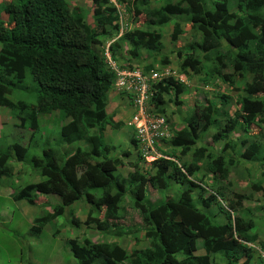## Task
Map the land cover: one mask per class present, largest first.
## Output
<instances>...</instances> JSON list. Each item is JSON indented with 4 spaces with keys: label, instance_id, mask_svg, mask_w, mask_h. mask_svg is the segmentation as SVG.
Instances as JSON below:
<instances>
[{
    "label": "trees",
    "instance_id": "16d2710c",
    "mask_svg": "<svg viewBox=\"0 0 264 264\" xmlns=\"http://www.w3.org/2000/svg\"><path fill=\"white\" fill-rule=\"evenodd\" d=\"M88 1L92 5L100 34H104L107 27L111 30L120 28L118 23L114 24L113 14L116 11L108 0ZM148 1L143 0V4H148ZM259 1L264 6V0ZM163 3L161 8L151 12L159 26L168 25L173 17L187 15L190 17L191 27L203 38L202 44L197 47L202 53L213 51L221 43L237 50L235 56L231 55V61L243 67V72L238 73V79L245 74L250 77V81L240 88L244 96L239 101V115L243 117L246 126L256 123L257 118L264 115V97H259V94L264 93V24L260 26L259 34L255 33L249 20L230 11L228 0L216 1L214 10L207 9L202 0H180L176 4L171 0H164ZM241 4L239 12L243 11ZM1 9L0 108L9 110L10 116H15L17 110L21 113L22 117L18 115L17 118L21 128L25 125L28 127L30 145L35 143L34 140L41 131L39 117L58 113L67 121L60 129L56 152L48 145L39 158L32 156L27 161L28 151L20 144L6 145V149L0 150V179L12 172L9 166L12 161L26 167L23 170L24 187L13 197L15 201L25 200L34 205L36 194L47 196L55 193L62 201L52 212L32 221L31 233L39 234L47 224L63 214L66 206L80 200L99 212L104 210V220H117L123 198H135V191L141 184L147 181L164 192L167 191L170 180H175L179 185L188 186L180 192L177 199L166 197L154 207L134 199V206L139 210L145 227L143 237L149 243L147 250L135 249L129 254L120 251V259H116L108 246L92 244L87 239L83 244L70 240L68 246L77 263L210 264L207 260L201 261V257L195 254L193 246L201 238L204 251L221 254L223 264H251L249 256L243 260L238 255L240 249L249 253L246 244L253 243L256 239L255 236H248L252 228L250 222L245 223L239 217L228 219L227 215L230 213H226L227 221L222 224L200 213L198 216L201 220L191 225V232L186 228L187 221L183 218V213L196 212L198 206L193 196L194 188H199L197 197L201 199V206L205 209L217 203L222 196L221 190L225 189L216 193L209 192L208 196L203 197L207 189L191 180L198 170L197 163L201 159L208 161L212 158L205 153V149L195 150L192 154L195 161L179 168L169 159L159 158L149 163V173L131 172L128 177L120 175L121 168L132 165L133 169L138 164H125L123 158H112L109 155L110 148L103 132L112 123L110 116L106 114V96L115 83V74L104 67L95 52L93 47L99 43L98 35L89 27L82 12L72 9L66 0H9ZM179 34V26L175 25L172 40H177ZM107 37H111V34H107ZM125 37L132 42L133 48L129 54L134 59L139 54V47L148 51L160 50L158 34L133 31ZM201 64V61L189 56L182 66L198 74ZM221 77L233 87L234 92L238 91L235 87V75L223 74ZM149 78H145L146 85L148 87L152 81L149 88L154 96L148 99L157 102L159 106L163 105L164 95L179 99L183 90L181 85L173 84L170 78ZM20 89L23 90L22 93H31L32 97L22 94L13 102L11 97L14 90ZM147 106L151 112V105ZM218 110L215 105H209L196 113L194 120L188 121L184 129L174 133L172 147L179 149L181 156L187 155L196 147L200 132L214 123L219 127L223 125L214 118ZM224 124V128L212 137L213 142L231 134L237 123L227 119ZM91 130L97 132L90 134ZM134 141L132 140L133 143ZM63 145L70 150L61 152ZM70 146H74V149ZM139 159L143 160L144 157L141 155ZM239 159L246 162L258 161L264 170V148L259 144L242 145ZM227 164L231 166L233 162L229 161ZM225 165L224 158L219 156L212 158L207 168L214 176L226 180L229 168H225ZM30 177L43 180L31 183ZM254 189L264 198V187ZM236 198L238 205L241 204L242 196ZM233 210L235 208L231 207L229 211ZM75 224L77 225L76 221ZM85 224H95L98 231L105 233L110 231L109 226L98 219L89 218ZM115 233L119 236L125 234L121 228Z\"/></svg>",
    "mask_w": 264,
    "mask_h": 264
},
{
    "label": "rangeland",
    "instance_id": "374dc122",
    "mask_svg": "<svg viewBox=\"0 0 264 264\" xmlns=\"http://www.w3.org/2000/svg\"><path fill=\"white\" fill-rule=\"evenodd\" d=\"M7 1L9 0H0V14L1 7ZM115 1L118 8L114 3H109L110 6L116 8V12L113 14L114 24L119 23L120 16H122V20L128 24L127 33L139 31L158 34L160 36L159 51H148L139 47L138 56L135 59L132 58L129 52L133 45L125 37L127 33L123 35V33H117V30L107 27L104 29L105 33L100 34L91 3L88 0H66L72 9H79L82 12L89 27L97 33L99 43L93 48L107 70H109V66L107 65L106 51L108 44L112 42L109 46V53L112 64H115L117 68V73L115 83L106 96V114L110 116L112 123L105 127L103 134L106 144L110 148L109 155L112 158H123L125 164L126 162L138 164L137 168L133 169H131L132 165L121 168L120 175L128 177L132 174L131 172L149 173V163L155 158L151 156V153L142 150L143 154L137 140V143L134 141L135 144L132 142L136 139V135L130 124L136 113L134 100L137 91L135 87H139L141 84L139 79L144 81V78L148 79L152 75H158L157 80L170 78L173 84L181 85L183 90L178 100L174 99L172 95H164L162 106L148 99L150 96H154L149 88L152 81L149 82L148 87L146 86L145 107L151 105L150 117L162 116L169 130V139L160 143L156 148V158H170V161L179 168L193 163L195 161L193 152L203 148L205 153L212 158L222 156L226 164L225 168H229H227L229 170L227 179L221 180L208 171L207 164L212 158L208 161L201 159L197 163L198 170L191 180L207 189L208 192L205 191L203 197L208 196L209 192L216 193L222 188L225 189L221 190L222 196L219 201L209 209H205L201 206V199L197 197L200 192L199 188H194L193 196H195L198 206L196 212L183 213V218L187 221V230L191 232V225L201 220V217L198 216L200 213L222 224L227 221L225 215L230 213L227 215L228 219L233 220L235 217H239L245 223L250 222L252 228L248 236L256 237L253 243L246 244L250 252L245 253L243 249H240L239 257L246 260V256H249L251 264H264V198L260 192L254 189L258 186L264 187V170L258 161L246 162L239 159V153L242 152L244 144L255 143L264 148V115L258 117L256 123L248 126L243 123V117L239 115V101L244 96L240 88L250 81V77L245 74L243 78L238 79V73L243 72V67L231 61V55L235 56L237 50L227 46L226 43H221V46L213 51L207 54L202 53L197 47L202 44L203 38L191 27L190 17L187 15L173 17L168 25L159 26L151 16V12L161 8L164 0H149L148 4H143V0ZM179 1L171 0L173 4ZM202 1L207 9L214 10V3L218 0ZM240 3L243 7L241 12L238 11ZM228 5L232 13L249 20L252 30L259 34L260 26L264 24V6H261L259 0H228ZM136 11L139 13L137 14ZM175 25L179 26L180 34L177 40L173 41L171 36ZM107 34H111V37H107ZM120 35L123 36L120 37ZM189 56L201 61L198 74L188 68H183V62ZM203 58H205L204 61ZM129 73H131L130 76H128ZM223 74L235 75V87L238 88V91L234 92L233 87L223 81L221 77ZM122 77H127L129 82L125 80L117 85L118 80ZM149 80L151 79L149 78ZM22 91L21 89L14 90L11 100L17 101L22 94L32 97L31 93H22ZM259 97H264V93L259 94ZM209 105H215L219 109L214 118L221 121L223 125L219 127L214 123L205 131L200 132L196 147L187 155L181 156L180 150L172 147L174 133L184 129L188 121L195 119L196 113H200ZM7 112L9 110L0 108V150L6 149L4 147L6 145L19 143L21 146H25L28 151L27 161L32 156L39 158L48 145H51L55 152L57 151L56 144L60 140V129L67 122L58 113L38 118L41 131L36 136L35 143L30 145L28 127L25 125L21 128L20 120L17 118L18 115L22 117L21 113L17 110L15 116H9ZM1 113H5V115ZM227 119L237 123L234 131L220 141L213 142L212 137L224 128ZM96 132L97 130H91L90 134ZM70 147L74 149V146ZM66 150L70 149L63 145L61 152ZM124 153H128V155L125 156ZM140 154L142 157L144 156L143 160L139 159ZM229 161H232L233 165L229 166L227 164ZM10 167L11 171L14 170L16 174L8 179H6L7 177L0 179V210L8 209V205L12 204L9 199H5L3 194L2 188L6 185L5 183L13 184L14 190L25 183L23 181L25 165L10 163ZM29 180L31 183L40 181L39 178L34 180L33 177H30ZM187 188V185H179L175 180H170L167 191L162 192L146 181L135 191V198L132 199L129 196L123 198L119 218L114 221L104 220V210L99 212L84 200H80L66 206L62 215L47 224L36 235L30 231L32 220L47 214V212H52L54 207L62 202H60V196L56 193L52 194L54 197L42 196L41 198L46 201L40 202L34 207L17 204V208H12L7 212V215L0 212V264H78L68 246L70 240L83 244V241L87 239L92 244L108 246L116 255V259H120V251L129 254L135 249L147 250L149 243L143 237L145 227L142 224L139 210L134 206V199L149 207H154L166 197L177 199L180 192ZM236 196L243 198L239 205ZM54 200L57 201L52 202ZM231 207L235 210L230 212ZM89 218L103 222L109 226L110 231L105 233L98 231L95 224L86 225L85 222ZM120 228L125 233L123 236L115 233ZM193 248L195 254L201 257V261L207 260L210 264H223L224 262L221 254L204 252L201 238L195 241Z\"/></svg>",
    "mask_w": 264,
    "mask_h": 264
},
{
    "label": "built area",
    "instance_id": "2783aa9c",
    "mask_svg": "<svg viewBox=\"0 0 264 264\" xmlns=\"http://www.w3.org/2000/svg\"><path fill=\"white\" fill-rule=\"evenodd\" d=\"M119 30L122 33L125 30V27L121 24ZM130 74L131 73H129L128 76H130ZM157 77L158 75H152L150 76V79L156 80ZM125 80L129 82L127 77H122L118 80L117 85ZM139 81L141 84L139 87H135L137 91L134 100L136 113L132 119L131 125L135 128L136 139L142 149L145 151H154L155 145L168 136L167 124L162 116H157V118L150 117L148 107H145L147 91L145 78L144 81L141 79H139ZM132 83H134L133 80Z\"/></svg>",
    "mask_w": 264,
    "mask_h": 264
},
{
    "label": "crops",
    "instance_id": "0c3cea01",
    "mask_svg": "<svg viewBox=\"0 0 264 264\" xmlns=\"http://www.w3.org/2000/svg\"><path fill=\"white\" fill-rule=\"evenodd\" d=\"M1 114H3V115H5V113H1ZM17 144H19V143H17ZM13 162V161H12ZM14 163V162H13ZM18 165V164H17ZM14 174H16V173H14V170L12 171V173H10V174H8V176H7V178L6 177H3V178H6V179H8V177H11V176H13ZM36 178V177H35ZM35 178H34V180H35ZM40 179V181H42L43 179L42 178H39ZM6 185H4L3 186V194H4V196H5V199H9L11 202H12V204L11 205H8V209H2V210H0V212L3 214V215H7V212L8 211H10V210H12V208H17V204L18 205H20V204H22V205H27V206H31V207H34L36 204H38V203H40V202H45L46 200H44V199H42L41 197L42 196H44V195H37L36 194V198H35V201H34V205H30L27 201H25V200H22V201H15V199L13 198L18 192H19V190L20 189H22V187H24V185H22V186H18L17 188H15L16 190H14V188H13V184H10V183H8V182H6L5 183ZM49 196H53L54 197V195H47V197H49ZM38 198H41L40 200L38 199ZM57 201V200H56ZM55 200L54 201H52V202H56ZM39 217H41V216H39ZM34 220V219H33ZM32 220V221H33ZM32 227V226H31Z\"/></svg>",
    "mask_w": 264,
    "mask_h": 264
},
{
    "label": "clouds",
    "instance_id": "9594fccd",
    "mask_svg": "<svg viewBox=\"0 0 264 264\" xmlns=\"http://www.w3.org/2000/svg\"><path fill=\"white\" fill-rule=\"evenodd\" d=\"M109 1V3H114L115 5H116V1L115 0H108ZM116 7H117V5H116ZM118 8V7H117ZM115 10H116V8H115ZM118 11V10H117ZM120 19H121V21L118 23L120 26H121V24L125 27V30L122 32L123 33V35L125 34V33H127V31H128V24L126 23V22H124L123 20H122V16H120ZM120 29V28H119ZM117 30V33H119L120 32V30ZM121 33V32H120ZM123 35H120V37L121 36H123ZM111 43L112 42H110L109 44H108V49H107V51H106V57H107V65L109 66V70H112V72L116 75V73H117V68H116V66H115V64H112V59H111V55H110V53H109V46L111 45ZM112 65V66H111ZM11 112L9 111V112H7V114L9 115ZM10 116V115H9ZM131 125V124H130ZM131 127L133 128V130H134V132H135V128L133 127V125H131ZM167 131H168V136H167V138H165V139H163L162 141H160V142H158V144H156L155 145V148H154V151H145V150H143L142 149V147L140 146L139 148H141L140 150L142 151H144V152H148V153H151L152 155L151 156H153V157H155L154 158V160L153 161H155V160H157V159H159V158H163V157H159V158H156V148L158 147V145L160 144V143H162L163 141H166V139H169V130H168V128H167ZM135 140V142H136V140L137 139H134ZM137 143V142H136ZM25 147V146H24ZM142 151V152H143ZM144 152H143V154H144ZM147 153V154H148ZM146 154V153H145ZM144 157V156H143ZM166 159H169L170 160V158H167V157H165ZM146 159V158H145ZM152 161V162H153ZM13 163V162H12ZM151 163V162H150ZM9 166H10V163H9ZM205 252V251H204Z\"/></svg>",
    "mask_w": 264,
    "mask_h": 264
}]
</instances>
